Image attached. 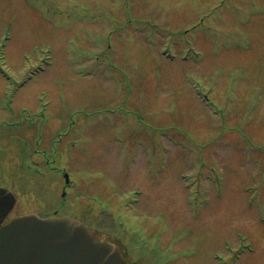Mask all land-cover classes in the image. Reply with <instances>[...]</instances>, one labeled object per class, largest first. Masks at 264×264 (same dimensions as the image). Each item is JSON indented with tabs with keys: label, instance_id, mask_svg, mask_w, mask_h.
Masks as SVG:
<instances>
[{
	"label": "rangeland",
	"instance_id": "rangeland-1",
	"mask_svg": "<svg viewBox=\"0 0 264 264\" xmlns=\"http://www.w3.org/2000/svg\"><path fill=\"white\" fill-rule=\"evenodd\" d=\"M0 59L10 217L72 214L130 264H264V0H0Z\"/></svg>",
	"mask_w": 264,
	"mask_h": 264
},
{
	"label": "water",
	"instance_id": "water-1",
	"mask_svg": "<svg viewBox=\"0 0 264 264\" xmlns=\"http://www.w3.org/2000/svg\"><path fill=\"white\" fill-rule=\"evenodd\" d=\"M15 202L0 188V264H128L116 244L70 216L30 213L2 225Z\"/></svg>",
	"mask_w": 264,
	"mask_h": 264
},
{
	"label": "trees",
	"instance_id": "trees-1",
	"mask_svg": "<svg viewBox=\"0 0 264 264\" xmlns=\"http://www.w3.org/2000/svg\"><path fill=\"white\" fill-rule=\"evenodd\" d=\"M255 2V0H250V4H251V6L253 7V3ZM232 3V2H231ZM228 5H230V4H228ZM252 10H253V12H255L256 10H258V8H252ZM253 15H257V14H255V13H252ZM247 18V17H246ZM249 19H251V17H249ZM201 58V57H200ZM120 76H121V74L120 73H118ZM125 74V73H124ZM223 74V72H221V75ZM126 76H128L129 77V75H132V74H130V73H128V74H125ZM134 76V75H133ZM125 80L126 81H130V83H131V80H130V78H126L125 77ZM134 91L135 90H133L132 88L131 89H128V91H127V95L129 96L130 94H132L133 96H134ZM24 122H26L27 123V121L24 119V121H23V123ZM29 123H30V121H29ZM144 123L146 124V125H148L149 126V128H151V129H154V128H156L153 124H150V121L148 120V116L147 117H145L144 118ZM41 125V124H40ZM41 127V126H40ZM23 147H25L24 148V152H25V155H26V151H27V149H29V147L27 146V145H25V144H23ZM36 147H37V145H36ZM29 161H30V159H25L23 162H22V166L24 165V169L27 171V172H30L31 174H36V172H34L33 171V167H32V165H31V162L29 163ZM25 162H27V166H25L26 164H25ZM21 166V167H22ZM23 169V168H22Z\"/></svg>",
	"mask_w": 264,
	"mask_h": 264
}]
</instances>
